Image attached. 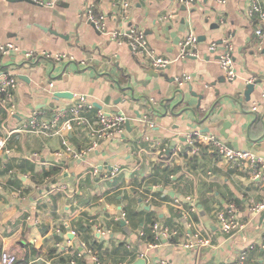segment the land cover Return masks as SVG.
<instances>
[{
    "label": "crops",
    "instance_id": "crops-1",
    "mask_svg": "<svg viewBox=\"0 0 264 264\" xmlns=\"http://www.w3.org/2000/svg\"><path fill=\"white\" fill-rule=\"evenodd\" d=\"M122 1L56 0L54 7L0 1V43L17 48L0 51V79L18 81L10 96L0 95V264L4 251L21 264H70L67 258L79 251L85 264H133L138 258L147 264H264V212L251 211L264 198L262 181L211 146L192 153L187 140L190 132L217 122L203 133L264 157V40L256 35L258 15L248 14L252 0H131L127 17ZM89 6L105 15L108 30L143 29L150 48L171 64L157 71L150 58L97 31L85 14ZM191 34L199 38L195 55L181 58ZM227 40L233 80L219 60ZM27 51L51 56L27 59ZM148 71L160 73L151 77ZM187 74L192 79L179 86L176 78ZM249 83L256 86L246 101ZM80 95L108 113H122L130 123L125 133L90 151V133L76 126L67 133L73 153H80L74 157L61 135L23 129L35 113L41 120L60 116ZM189 108L201 116L212 109V116L198 124L191 111L175 115ZM187 197L196 205L191 215L181 209L189 207ZM229 205L247 226L226 235L217 213ZM157 222L178 227L181 235L149 247ZM195 228L211 245L183 250L179 243ZM58 245L70 251L60 263Z\"/></svg>",
    "mask_w": 264,
    "mask_h": 264
},
{
    "label": "built area",
    "instance_id": "built-area-1",
    "mask_svg": "<svg viewBox=\"0 0 264 264\" xmlns=\"http://www.w3.org/2000/svg\"><path fill=\"white\" fill-rule=\"evenodd\" d=\"M3 1V0H0ZM34 4L45 6V7H54L56 5V0H31ZM181 3L191 4L194 0H179ZM219 2H224L225 0H218ZM131 8V0L122 1V9L124 11L125 17H127L129 10ZM87 19L90 23L93 24L95 29L101 33H107L112 40L126 42L133 53L143 54L151 59L153 66L158 70H164L167 68L172 60L169 58L158 56L149 46L147 35L145 31L141 28L129 26L125 29H114L108 30L107 22L105 15L97 13L93 7H88L85 11ZM248 14L252 16H257L258 27L256 29V35L264 40V8L258 0H252L251 6L248 10ZM198 36L191 34L182 42V52L181 58L186 56L195 55L192 48L198 43ZM223 51L220 54L219 60L222 69L225 71L228 79L233 80L236 78V72L234 69V58H233V45L230 40L225 41L223 44ZM217 44H213L210 47L211 51H215ZM12 49H17L14 43H0V51L7 53ZM40 55L50 57L48 53H39L37 51H27L25 57L27 59L37 60ZM62 55H58L57 59L62 58ZM192 79L191 75H184L177 77L176 81L179 86H182L185 82ZM17 78L15 76L5 75L0 79V95H11V90L17 87ZM257 110V106L252 108ZM93 114V117H89L90 114ZM40 114L35 113L26 122L23 126V129L26 131H31L34 133H53L58 134L63 137V144L65 146L66 152H72L74 157H80V153H73L72 147L69 142L67 133L73 130L74 127L80 126L85 127L90 136L92 137L90 151L94 150L99 142L104 139L113 138L115 136H121L125 133V124L126 117L119 112L108 113L102 107L97 108L95 104L86 96L80 95L77 96V101L69 107L64 113L60 116L55 117L51 120L40 119ZM64 118V121L61 122V118ZM187 140L192 146V153H197L200 150L201 145H208L214 149V151L224 158L226 161L235 163L241 169H248L251 173V178L254 180L262 181L264 186V157L256 154L253 151L249 150H235L230 148L224 141L219 139L214 135L205 134L200 131H193L187 135ZM5 146V141L0 140V148ZM94 176L100 174L98 168L92 170ZM116 171H113L112 174H115ZM146 196L147 201L153 199V195L146 193L145 190H140ZM188 202V208H181L183 204L179 200H175L174 204L180 207L188 215H191L193 211L196 210V205L192 201L191 197L186 198ZM251 211L255 214H260L264 212V198L254 204L251 207ZM125 216V214H123ZM191 218V216H190ZM218 225L223 233L226 235H231L237 231H241L246 228L247 223L241 220L238 217L237 210L235 205H229L226 210H221L217 213ZM194 222L191 219V225ZM98 233L102 231L97 228ZM61 229H57V232H61ZM75 235L76 232L72 231ZM152 233L154 235V241L149 242V247H158L162 240L172 241L181 235V231L178 227H169L159 222L154 223L152 226ZM185 239L182 240L179 244L183 250L190 252H199L203 248L209 247L211 245L210 237L201 229L195 228L185 235ZM59 252L70 253L69 247H61L58 245ZM253 248V247H251ZM94 260L99 262V258L94 254ZM84 254L82 251L74 252L71 254L70 264H85L79 262L81 257ZM144 257L142 253L140 255ZM246 258V252L241 255V260L244 261ZM2 264H21L17 263V258L15 254L4 251L1 255Z\"/></svg>",
    "mask_w": 264,
    "mask_h": 264
},
{
    "label": "water",
    "instance_id": "water-1",
    "mask_svg": "<svg viewBox=\"0 0 264 264\" xmlns=\"http://www.w3.org/2000/svg\"><path fill=\"white\" fill-rule=\"evenodd\" d=\"M8 1H10V2H28V3H33L31 0H8ZM52 32H54L55 34H57V32H55V31H52ZM157 71H160V72H161L162 70H158V69H157ZM160 72L148 71L147 73H148L149 75H151V77H157L158 74H159ZM20 78L25 79V77H24L23 75H20ZM255 86H256V83H249V84L247 85V89H246V91H245L246 101H250V100H251V94L254 92V90H255ZM126 89L129 90V91H131V92L133 91L131 87H125V90H126ZM57 95H61L62 97L65 96V94H63V93H58ZM190 104H191V105H190ZM189 105L192 106V103L189 102ZM95 106H96L97 108H101V106L98 105V104H95ZM197 108L200 109V103L198 104ZM187 111H191V112H192V115H193V117H194V120H195L198 124H203L207 119L211 118V116H212V111H213V110H212V109H209V110L205 113L204 116L199 115V113H197V112H196L195 110H193L192 108L185 109V110H183V111H181V112H179V113H176V114H175V112L172 110V113L175 114V115H177V116H181V115H183V114H186ZM126 125L129 126L130 123L127 121ZM216 125H217V122H216V123L214 122V123H212V124H209V126L206 127V128H204V129H202V131H203V132H209L210 129H211L212 127H216ZM133 264H147V261H146L144 258H138Z\"/></svg>",
    "mask_w": 264,
    "mask_h": 264
},
{
    "label": "trees",
    "instance_id": "trees-1",
    "mask_svg": "<svg viewBox=\"0 0 264 264\" xmlns=\"http://www.w3.org/2000/svg\"><path fill=\"white\" fill-rule=\"evenodd\" d=\"M2 96H4V95H2ZM52 171H53V172H57V169H54V170H52ZM53 172H52V173H53ZM148 240L151 241V242L154 241V235H153V233L150 234V236L148 237ZM37 253H38V252L36 251V252L34 253V255H36ZM54 255H58V254L55 252ZM54 255H53V256H54ZM58 257H59V263H60V260H64V259L61 257V253H59V256H58ZM70 260H71V256H69V258H67L68 263H70ZM21 262H22V261H20V260L17 259V263H21ZM79 262H82V260L80 259Z\"/></svg>",
    "mask_w": 264,
    "mask_h": 264
}]
</instances>
